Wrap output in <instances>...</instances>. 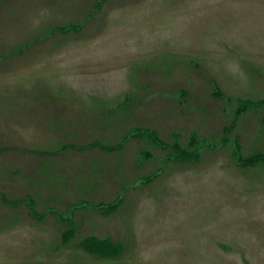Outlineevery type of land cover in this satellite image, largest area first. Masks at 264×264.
I'll return each instance as SVG.
<instances>
[{"label":"rangeland","instance_id":"rangeland-1","mask_svg":"<svg viewBox=\"0 0 264 264\" xmlns=\"http://www.w3.org/2000/svg\"><path fill=\"white\" fill-rule=\"evenodd\" d=\"M0 264H264V0H0Z\"/></svg>","mask_w":264,"mask_h":264},{"label":"trees","instance_id":"trees-1","mask_svg":"<svg viewBox=\"0 0 264 264\" xmlns=\"http://www.w3.org/2000/svg\"><path fill=\"white\" fill-rule=\"evenodd\" d=\"M114 203V202H113ZM112 203V204H113ZM114 241L113 240H111V239H98V238H96V237H87V239H84L81 243H80V246L81 247H83V249H85V250H87V251H90V250H96V249H98L97 251H103L104 250V246L106 245V244H114L113 243ZM115 245H116V247H117V249L118 250H120L119 249V245H117L116 243H115ZM90 248H92V249H90Z\"/></svg>","mask_w":264,"mask_h":264}]
</instances>
